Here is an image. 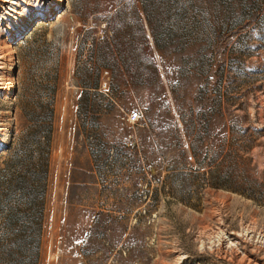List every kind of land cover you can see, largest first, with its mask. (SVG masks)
<instances>
[{"label": "rangeland", "instance_id": "374dc122", "mask_svg": "<svg viewBox=\"0 0 264 264\" xmlns=\"http://www.w3.org/2000/svg\"><path fill=\"white\" fill-rule=\"evenodd\" d=\"M0 264H264V0H0Z\"/></svg>", "mask_w": 264, "mask_h": 264}, {"label": "built area", "instance_id": "2783aa9c", "mask_svg": "<svg viewBox=\"0 0 264 264\" xmlns=\"http://www.w3.org/2000/svg\"><path fill=\"white\" fill-rule=\"evenodd\" d=\"M140 119V114L139 112L135 111V112H132L129 116V120L133 123H136L137 121H139Z\"/></svg>", "mask_w": 264, "mask_h": 264}]
</instances>
